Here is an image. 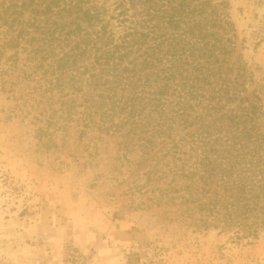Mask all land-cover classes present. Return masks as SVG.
Masks as SVG:
<instances>
[{"label":"trees","instance_id":"1","mask_svg":"<svg viewBox=\"0 0 264 264\" xmlns=\"http://www.w3.org/2000/svg\"><path fill=\"white\" fill-rule=\"evenodd\" d=\"M235 52L226 0H0V77L22 60L23 79L48 95L36 129L46 147L54 125L79 140L117 136L137 172L130 192L197 213L201 228L257 238L263 86L249 90Z\"/></svg>","mask_w":264,"mask_h":264},{"label":"rangeland","instance_id":"2","mask_svg":"<svg viewBox=\"0 0 264 264\" xmlns=\"http://www.w3.org/2000/svg\"><path fill=\"white\" fill-rule=\"evenodd\" d=\"M226 2L234 56L253 74L249 90L263 86L264 102V0ZM21 63L0 77V264H264V232L236 239L201 228L197 213L177 204L130 192L137 172L129 173L117 136L79 140L54 125L47 133L55 145L46 147L48 135L39 139L36 129L48 95L40 97L32 76L23 79Z\"/></svg>","mask_w":264,"mask_h":264}]
</instances>
